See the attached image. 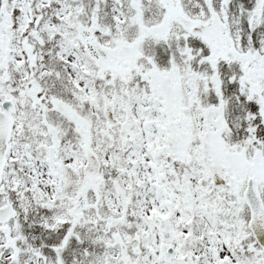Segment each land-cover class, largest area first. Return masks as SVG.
I'll use <instances>...</instances> for the list:
<instances>
[{
  "label": "snow or ice",
  "instance_id": "snow-or-ice-1",
  "mask_svg": "<svg viewBox=\"0 0 264 264\" xmlns=\"http://www.w3.org/2000/svg\"><path fill=\"white\" fill-rule=\"evenodd\" d=\"M0 264H264V0H0Z\"/></svg>",
  "mask_w": 264,
  "mask_h": 264
}]
</instances>
